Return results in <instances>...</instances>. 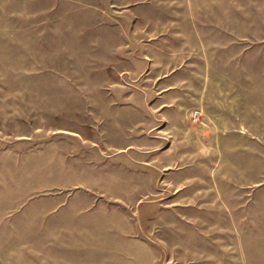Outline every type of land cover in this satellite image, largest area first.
<instances>
[{"label": "rangeland", "instance_id": "1", "mask_svg": "<svg viewBox=\"0 0 264 264\" xmlns=\"http://www.w3.org/2000/svg\"><path fill=\"white\" fill-rule=\"evenodd\" d=\"M4 6L0 264H264V0Z\"/></svg>", "mask_w": 264, "mask_h": 264}, {"label": "crops", "instance_id": "2", "mask_svg": "<svg viewBox=\"0 0 264 264\" xmlns=\"http://www.w3.org/2000/svg\"><path fill=\"white\" fill-rule=\"evenodd\" d=\"M4 1L5 0H0V10H13L10 7L4 6ZM264 78V76H263ZM231 89H225L224 87H214V86H207V87H202L197 88L196 91L194 92L196 95H210L211 97L208 98V102L211 103L212 105H215L217 102L219 103H223L225 105H227V103H230V106L236 105L235 101L236 99L233 98L232 100H230V97H228L227 99H223V98H216V95H245L246 93H250L253 91V87H246V86H233L230 87ZM116 92L121 93V88L117 87ZM145 93V92H143ZM258 93L260 94H264V81L261 82V85L258 87ZM146 94V93H145ZM205 98H203V104H205ZM233 111L235 112V114L233 113ZM221 116L224 120V122H220L218 125H228L231 123H227L225 121H227V119H231L234 120L236 122L240 121V120H248L251 118H254L253 120H259L261 122H264V111L261 110V108L259 107L258 110L253 109L251 106L250 108H243V110L241 112H237L233 109H225L222 113ZM212 122L211 125L214 126L215 122L214 119L210 120ZM209 121V122H210ZM216 125V124H215ZM262 125V124H261ZM259 183H262L259 182ZM252 186V185H251ZM234 217V219H233ZM230 218V220L228 221L229 223L231 222H236L235 216H233ZM228 254V253H227ZM229 259V257L227 258ZM243 264V261H242Z\"/></svg>", "mask_w": 264, "mask_h": 264}]
</instances>
